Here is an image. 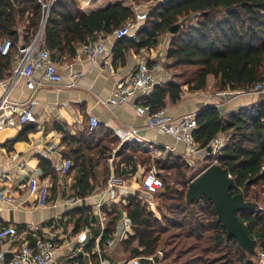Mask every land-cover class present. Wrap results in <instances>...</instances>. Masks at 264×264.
I'll use <instances>...</instances> for the list:
<instances>
[{"label": "trees", "instance_id": "obj_1", "mask_svg": "<svg viewBox=\"0 0 264 264\" xmlns=\"http://www.w3.org/2000/svg\"><path fill=\"white\" fill-rule=\"evenodd\" d=\"M191 15L197 17L194 24L187 22ZM40 18L38 0H0V41L11 40L13 49L19 43L27 45ZM134 18L135 12L120 3L84 12L77 0H56L44 28L43 43L54 60L62 56L73 58L79 46L96 41L99 36L112 35ZM175 26L177 31L171 34ZM165 34L169 36L166 68L181 72L173 76L174 80L155 85L142 98V105L150 114L164 109L167 102L177 103L185 85L189 91L204 90L208 78L213 79L217 92H243L264 81V0L156 1L137 32L138 41L117 40L112 49L113 64L123 65L130 50L138 53L155 49ZM11 58L12 52L7 56L0 54V68H10ZM259 97L258 103L227 115L211 106L196 114L193 138L198 149L206 152L207 164L198 173L194 174L193 166L180 156L156 158L138 149L134 141L124 143L117 152L120 159L115 175L121 176L123 162L130 168H122L121 173L130 176L137 172L138 165L153 164L163 190L153 193L155 206L135 192L119 209H103L108 222L99 241L101 253L122 211L132 228L121 243L123 250L129 259L137 258L140 264H257L251 258H256L257 248L264 251V95ZM94 132H84L80 139L65 133L62 140L72 162L68 172L74 174L71 189L79 198L88 196L96 185L103 188L111 174L109 159L118 142L113 137L94 141ZM219 136H223L220 153H207V147ZM214 161L230 176L231 194H240L250 203L237 216L252 240L253 253H248L235 238L227 237L226 228L206 196L193 202L186 199L190 181ZM40 166L43 176L56 180L47 161H41ZM88 212L90 208L86 206L75 210L77 228L80 224L89 225ZM92 223L95 224L94 217ZM95 225L94 238L100 233L98 223ZM158 251L162 252L161 257Z\"/></svg>", "mask_w": 264, "mask_h": 264}, {"label": "crops", "instance_id": "obj_2", "mask_svg": "<svg viewBox=\"0 0 264 264\" xmlns=\"http://www.w3.org/2000/svg\"><path fill=\"white\" fill-rule=\"evenodd\" d=\"M115 3L132 8L128 0H93L89 5L81 3L80 8L84 12H90ZM135 10L133 11L139 12L138 7ZM105 39L112 51L118 38L109 35ZM156 54L159 55L155 56ZM162 54L164 52L153 49L138 53L130 50L123 65L113 64L112 57L105 60V64H92L77 53L73 58L62 56L56 59L62 76L58 85L45 83L44 71L38 69L29 80L21 79L10 89V101L22 103L34 99L37 105L32 119L24 124L18 121L16 114H4L0 120V171L7 176V185L13 192L12 203H0V227L25 229L38 226L40 235L54 237L56 251L52 264H140L137 258L129 259L123 250L121 243L128 238L132 228L126 225L128 219L122 211L109 239L112 244L107 245L106 242L103 253L99 247L102 230L108 222L103 209L113 206L119 209L121 204L126 203L127 196L135 192L141 194L136 179L141 174L142 167L138 165L133 176L122 174V168L125 171L130 168H126L123 162L119 170L121 176L114 173L116 162L120 159L117 152L124 143L134 141L138 149L156 158L173 154L184 160L205 162L204 150H198L194 156H189L184 144L176 142L161 130L146 126L145 118L139 116L132 105L141 99L139 94L132 95L130 103L115 107L96 103L98 97H108L115 84L143 60L155 58L161 62L160 68L155 71L156 85L171 81L172 73L164 67L160 57ZM11 60L10 68H0V99L9 87V77L14 67L13 58ZM73 73H81V76L75 87H69ZM213 82L212 78H208L207 87L199 91H189L186 85L183 86L180 100L175 104L167 102L163 110L168 116L179 117L186 113H198L211 106L227 115L258 103L261 99L259 95L229 96L228 91L217 92L213 89ZM90 115L95 116L99 122L91 139L96 141L101 137H113L118 143L111 152V174L106 184L103 188L96 185L88 196L79 198L73 195L71 189L74 174H62L60 170L62 161L69 156V148L62 140L65 133L80 139L84 132L91 131L88 128ZM222 140L223 136H219L215 141ZM43 160L49 163L48 168L56 174L55 181L51 176H43L40 166ZM112 179H117L118 182L111 184ZM82 206L90 208L89 225L80 224L77 228L75 210ZM93 217L100 232L95 238L92 230L97 225L92 223ZM26 240L32 241L31 235H24L18 242H10L6 247L13 249Z\"/></svg>", "mask_w": 264, "mask_h": 264}, {"label": "built area", "instance_id": "obj_3", "mask_svg": "<svg viewBox=\"0 0 264 264\" xmlns=\"http://www.w3.org/2000/svg\"><path fill=\"white\" fill-rule=\"evenodd\" d=\"M77 1L89 5L93 0ZM38 2L41 9V18L37 31L30 42L27 45L19 43L13 49L11 40L3 39L0 41V54L7 56L12 52L14 61V67L9 77V87L0 99V120L7 113L16 114L18 121L22 124L33 117V111L37 105L36 100L32 99L19 103L8 99L9 91L17 81L21 79L29 80L38 69L44 71L43 80L47 84L56 86L62 79L57 61L52 58L51 52L43 43L44 28L56 0H38ZM146 17L147 13L136 12L134 19L127 21L122 28L115 30L112 35L118 39L126 38L137 42V32L142 28ZM19 31L22 30L19 29ZM106 37L99 36L96 41L79 46L76 53L80 57H85L92 64H105V60L112 57V51L108 48ZM22 46H25L23 51H21ZM160 65L161 62L155 58L140 61L130 74L115 84L108 97H98L96 103L101 106L115 107L130 103L132 95L139 94L141 99L132 103V105L136 113L145 118L146 126L170 135L176 142L185 145L187 155L194 156L199 150L193 138V133L197 129V113H186L179 117H171L162 109L150 114L148 109L142 105V98L149 95L156 85L155 71L160 68ZM80 76L81 73H73L70 76V84L68 86L75 87ZM227 94H230L229 96L264 95V81L255 83L247 91L229 92ZM98 123V119L95 116L90 115L88 117L89 130H94ZM132 132L134 133L135 131L133 130ZM210 146L212 147V153L218 155L223 147V141H213ZM71 166V160H63L60 169L61 173L67 174ZM6 177L5 173L0 171V203L10 204L13 201V192L7 185ZM117 182V179L111 180V184ZM140 187L149 194L163 190V182L158 176L156 168L152 167L146 171L140 181ZM100 206L98 207L100 208ZM99 208L98 212H100ZM125 223L130 227L129 220H126ZM24 235H31L32 241L20 242L13 249L6 247V245H10V242H18ZM54 240V237L40 235L38 226H29L25 229H19L14 226L0 227V264H52L56 251ZM111 244L112 240H108L107 245ZM256 252L257 264H264V251L257 248ZM157 255L161 257L162 252L158 251Z\"/></svg>", "mask_w": 264, "mask_h": 264}, {"label": "water", "instance_id": "obj_4", "mask_svg": "<svg viewBox=\"0 0 264 264\" xmlns=\"http://www.w3.org/2000/svg\"><path fill=\"white\" fill-rule=\"evenodd\" d=\"M178 26L173 27L170 32L174 34ZM25 46L21 47V51ZM212 152V147L206 149ZM233 182L227 172L217 163L211 164L198 174L187 186L186 199L188 202L199 200L206 196L213 204L218 220L227 230V237L235 238L239 245L248 253L254 252L252 240L243 228L238 213L247 210L250 203L246 202L240 194H231Z\"/></svg>", "mask_w": 264, "mask_h": 264}, {"label": "rangeland", "instance_id": "obj_5", "mask_svg": "<svg viewBox=\"0 0 264 264\" xmlns=\"http://www.w3.org/2000/svg\"><path fill=\"white\" fill-rule=\"evenodd\" d=\"M159 2L160 0H128V2H129V4H131V9L132 10H134V11H136L135 10V8L136 7H138V10L139 11H141V12H145V13H147L148 12V10H149V8H150V6L152 5V4H154L155 2ZM79 4H81L80 2H79ZM136 13V12H135ZM196 20H197V17H195L194 15H191L188 19H187V22H189L190 24H194L195 22H196ZM18 29H21L22 30V26H19L18 27ZM168 43H169V36L168 35H163L161 38H160V41H159V44H158V46L155 48V49H153V51H159L160 53H163L164 52V54H162L160 57H161V59H162V61L164 62V67H167V61H166V59H165V52H166V49H167V45H168ZM159 54H156L155 56H158ZM181 71L180 70H173V71H170V73H172V77L174 76V75H178L179 73H180ZM172 80H174V78H172ZM171 80V81H172ZM213 89L215 90V88L213 87ZM216 91V90H215ZM237 94V93H236ZM239 96V95H238ZM223 141V140H222ZM186 162H187V164H189L190 166H193V168L195 169V170H193V173L195 174V172H199L200 170H202L203 169V167H205L207 164H206V162H204V163H201L200 161H195L194 159H192V161H190V160H185ZM214 163H216L215 161L213 162V164ZM152 167H154V168H156L153 164H151V166L150 167H146V166H143L142 167V171H141V174L139 173V175H138V177H137V183L139 184V187H140V181H141V179H142V177L144 176V174L146 173V171L147 170H149L150 168H152ZM147 168V169H146ZM157 169V168H156ZM158 171V170H157ZM161 175L163 174V173H160ZM164 178V177H163ZM171 183V182H170ZM177 187V186H176ZM139 190H140V192H141V194L142 195H145L146 196V199H147V201H151L152 202V205L153 206H155L156 205V202L157 201H155L154 200V198L153 197H155V195H153V194H149V193H147V192H145V191H143V189L140 187L139 188ZM251 259H253L254 261H255V263L257 262V253H256V258H251Z\"/></svg>", "mask_w": 264, "mask_h": 264}]
</instances>
